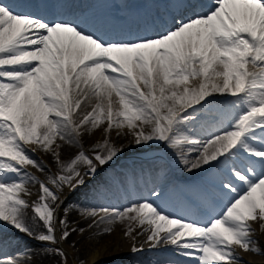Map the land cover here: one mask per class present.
<instances>
[{"label":"snow or ice","instance_id":"1","mask_svg":"<svg viewBox=\"0 0 264 264\" xmlns=\"http://www.w3.org/2000/svg\"><path fill=\"white\" fill-rule=\"evenodd\" d=\"M48 7L68 11L47 19L0 5V264H21L6 251L3 229L66 259L50 247L76 231L61 194L88 195L85 178L119 159L124 148L113 132L131 136L137 151L163 150L184 171L206 175L203 198L214 206L197 219L153 199L83 205L95 227L137 223L156 264H240L237 249L264 255L254 239L257 227L264 231V0H211L206 11L198 0H170L171 24L150 21L142 34L109 39L70 3ZM85 101L95 103L77 119ZM205 119L207 139L197 131ZM97 131L103 142L90 155L82 139ZM66 146L79 149L67 162ZM36 149L52 156L57 174L41 180L28 171H45ZM29 185L39 186L34 201ZM134 231L125 235L135 254L143 248Z\"/></svg>","mask_w":264,"mask_h":264},{"label":"bare ground","instance_id":"2","mask_svg":"<svg viewBox=\"0 0 264 264\" xmlns=\"http://www.w3.org/2000/svg\"><path fill=\"white\" fill-rule=\"evenodd\" d=\"M89 1H91V0H89ZM13 2H15V1H13ZM53 3H58V0H52V4ZM55 9H58V11H60L59 13L68 11V10L60 9V8H55ZM73 10H72V12H73ZM168 10L171 11L170 14L169 15L167 14L166 16H164L165 17V18H163L164 21H160V22L158 21L157 22V26H159L161 22H166V21L168 22L170 19H172L173 15H174L173 9L170 7ZM94 12L100 13V14H98V18H100L101 20L97 18L98 22L101 23L102 25L107 26V29L110 28V26H108L110 24V22H108V20L106 18H103V16L106 14V12H108V5L105 4L104 0H99V2L96 3V5H95V7L93 9V13ZM74 13H76V12H74ZM148 20H149V18H146L139 25L138 20L135 18V25H133L132 27H134V28L144 27L147 24ZM132 27H131V29L133 30ZM153 28H156V27H153ZM92 31L95 32L94 29H92ZM116 31L117 30L115 28H113V29L110 30V33L116 32ZM151 33L152 32H148V34H151ZM229 98H231V97H224V96H220L219 97V99H221V100H225V99H229ZM114 99H115V97H114ZM93 102L95 103V101H92V102L85 101V103L82 104L81 109L83 107H85L87 104H91ZM98 132L99 131L95 132V134L90 136V137H92V139L99 138L100 133H98ZM120 137H123V135L118 137V136H116L115 132H113V134H112L113 143H119V138ZM68 149H69V147L66 146L63 151H67ZM46 155H49V154L46 153ZM100 175H101V173L99 174L98 177L102 180ZM87 204L95 207L94 203H92V202H87ZM83 205H86V204H75V203H72L70 205L69 214H68V218L70 219V221L71 220L77 221L80 226H84L85 217L80 215V217L78 218L76 215H79L78 211H80V209H81V207ZM89 220L91 221L92 219H89ZM95 223H96L95 221L92 222L93 225H92L91 230H87L85 232V235L82 237V239L78 243V245L81 247V249H83V254H85V256L88 258V261H90L91 264H94L95 262H97L98 259L100 258V256H102L104 253H107V251H109L111 249H115L116 250L117 247L121 243H123V238H124V237H122L120 230L117 229V228L113 229L110 234H101L106 227H111V226L101 224V225H99V227H95L94 226ZM145 227H147V226H145ZM140 231H141V228L139 226L138 227V232H137V235H136L137 238L135 240V243L139 247L145 248V247H147V244H144V237H141V236L138 235V233ZM78 234H79V231L76 233L75 236H77ZM7 239L10 240V245L6 249L9 250V253L15 254L20 259L21 264H25L24 255L20 254L23 248L17 249L14 238H11V237L7 236ZM260 239L263 241L260 244V247H261V250L264 251V232H262ZM71 244H72V242H71ZM132 245H126V244L123 243V246H122L123 248L122 249H123V253H124V260H125V258L129 259L127 261L128 264H141V263H144L143 260H141V261H133L132 256H131L132 255V252H131ZM126 255H127V257H126ZM32 264H33V262H32Z\"/></svg>","mask_w":264,"mask_h":264},{"label":"rangeland","instance_id":"3","mask_svg":"<svg viewBox=\"0 0 264 264\" xmlns=\"http://www.w3.org/2000/svg\"><path fill=\"white\" fill-rule=\"evenodd\" d=\"M93 104H94V102L91 103V104H87L85 107H83L81 109V110H83V112L80 113V116L85 114V112H87V111H91L92 107H93ZM84 138H92V137L85 136ZM99 139H101L103 141V137H101ZM130 140H131V136H128L127 138L120 137L119 138V143H115L117 146H122L124 148V152L120 155V157H119V159L117 161H121V160L123 161L125 159V157L129 156L132 153H136V152L144 153L145 152V151H137L134 146L133 147H129L128 144H129ZM69 150H67V151H69ZM44 156L50 158L51 155L50 154L46 155V153H45ZM44 156L42 155L43 158H45ZM39 158L42 159L41 156H39ZM52 162H53V159H52ZM57 169H59V168H56L55 171L53 170V173L57 172ZM33 175L38 176L41 180H46L49 176H51L49 174H41V173L37 174V172H36V174L33 173ZM46 175H48V177H46ZM101 175H103V174H101ZM184 175H186V174H184ZM38 189H39V186L35 185L34 190H30L31 193H32V196L28 197V199H30L32 201L36 200L37 199ZM61 196H62V194H61ZM68 204L69 203H66L65 206L67 207ZM65 206L62 205V208H65ZM69 208H70V206H69ZM78 213L81 214L80 211H78ZM29 215H31V212H29ZM60 216H61V218H63V212L60 213ZM76 216L78 217V215H76ZM68 221H69V224H70L71 228L76 229V231H73L71 236L66 241H60L58 244L50 246L52 248H56V247H59V246L62 245L63 248L66 251V256H67L66 259L63 256H57V255H54V254H52L50 252L45 251V246L37 244L36 241L30 240L28 238L29 239L28 240V244L33 243V244L36 245V248L30 250L31 252L29 251V252H27L26 255H24L25 262L27 264H29L26 261V259H27L30 263L33 262V264L34 263L36 264L37 262L42 261V258H44L45 256H48L50 258L52 264H90V262L88 261V258L85 256V254H83V249H81V247L78 245L79 241L85 235V232L82 231V233H80L79 235L75 236L76 233L79 231V227H76L72 223V222H74L73 220L70 221V219H68ZM88 221H89V219L85 222L84 226H86V224L89 223ZM111 227H112V225H111ZM129 227H131L133 229H136L137 223H132V222H129V221L125 220L124 222H122V223L118 222L115 225V228H117L119 230L125 229V232L129 229ZM71 228H70V230H71ZM91 228H89V230H91ZM59 235H60V230L58 229L57 236L59 237ZM124 239H125V242L128 243V244H129V241L131 242V238H128L126 235H125ZM8 241H10V240L8 239ZM71 242H72V244H71ZM120 245L118 246L116 251H115V249H111V250L107 251V253H104L102 256H100L98 261L102 260L103 263H105L107 260L111 261V262L112 261L117 262V260L120 258V255L122 253V248H123L122 245H123V243H121Z\"/></svg>","mask_w":264,"mask_h":264}]
</instances>
